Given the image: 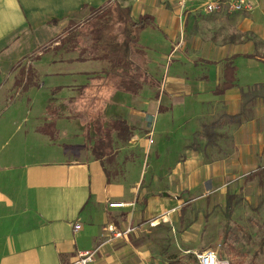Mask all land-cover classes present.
Segmentation results:
<instances>
[{
  "label": "crops",
  "instance_id": "crops-1",
  "mask_svg": "<svg viewBox=\"0 0 264 264\" xmlns=\"http://www.w3.org/2000/svg\"><path fill=\"white\" fill-rule=\"evenodd\" d=\"M108 1L0 0V264H71L99 244L90 264H147V244L160 240L171 255L209 249L223 229L213 207L235 195L228 186L259 167L264 178V94L241 116L243 92L264 85V0H250L251 11L214 14L199 3L117 0L134 20L153 19L139 41L142 75L151 81L142 78L137 93L100 74L106 62L66 50L67 31ZM56 49L51 66L43 59ZM156 53L162 63L171 59L167 84L148 66ZM230 61L236 85L217 94ZM45 70L61 97L13 116L10 91L39 87ZM145 88L153 95L128 96ZM109 224L123 236L103 238Z\"/></svg>",
  "mask_w": 264,
  "mask_h": 264
},
{
  "label": "rangeland",
  "instance_id": "rangeland-1",
  "mask_svg": "<svg viewBox=\"0 0 264 264\" xmlns=\"http://www.w3.org/2000/svg\"><path fill=\"white\" fill-rule=\"evenodd\" d=\"M86 29L87 27H85V25H81L77 32L81 33ZM156 34L159 35V33ZM49 48H52V46ZM57 51V49L55 51H48L43 60H49L51 66H53V64H58V62H52L53 60L60 58ZM156 55V63H148V66L150 65L154 78L161 81L165 78V84H167L166 82L169 83L170 77L173 76L172 74L167 73L169 69H171V59L165 60V62L162 63L159 54L156 53ZM133 56H136L138 59L142 57L139 53H135ZM176 56L177 55L174 57L175 60H177ZM157 61H159V63H157ZM35 63L36 59L34 58V64ZM167 68L168 71H165ZM37 74L42 86L40 85L37 88H32V86L29 85L27 88H24L19 92L16 88L10 91L9 95H12L15 99L13 104H16L10 111L13 116L21 117L24 116L25 113L29 114L30 112H33V114L39 113L42 109H44V107H46L45 103L47 98H51L52 100L53 97H61L62 89H54V77L52 76L51 72L45 70ZM44 81L47 82L46 85L44 84L45 86L43 85ZM52 86L53 88H51ZM163 94L164 93H161V96H163ZM150 95H153V90L145 88L140 93V95L130 94L128 96L137 102V100L144 97L148 98ZM119 96L122 95L120 94ZM165 97H167V94ZM29 98H34L33 105L30 103ZM161 98L158 97L157 100L161 101ZM88 105L89 104L85 106L86 110H91V106ZM162 105L165 106V108L169 107V104H167L165 100L163 101ZM129 106H131V104ZM132 106L138 107L136 103L132 104ZM118 107L119 105H115L113 108H111V110L115 111ZM121 111L124 113L126 109ZM65 127L67 131L72 132V130L75 128V124L68 122ZM167 128L171 129V123L167 126ZM228 188H230L232 192L235 193V198L232 200V218L226 225L227 219L224 218V215L229 204V198L227 197V200L223 202L218 201L219 203H216V205L213 207V213L219 216V219L221 220L220 223H222L220 226H222L223 229L219 232L220 239L214 244H211L209 248L217 250L221 260L228 261L229 264H264V249H260L258 245L259 240L264 236V178L263 176H257L256 178L245 177L244 182H235L234 184L232 183L228 186ZM220 223L217 222L210 228L215 230V228H217ZM159 243L160 244H147L148 250H150L151 253V260L147 264H199L196 257V252L208 249L207 247H204L203 244H200L202 246L197 244L199 249L196 252L190 251L189 253L184 254L177 252L174 255H171L169 253L167 254V248L169 244H164L162 240H160Z\"/></svg>",
  "mask_w": 264,
  "mask_h": 264
},
{
  "label": "trees",
  "instance_id": "trees-1",
  "mask_svg": "<svg viewBox=\"0 0 264 264\" xmlns=\"http://www.w3.org/2000/svg\"><path fill=\"white\" fill-rule=\"evenodd\" d=\"M153 23L151 16L144 15L134 20L131 15V8L122 6L117 0H109L100 8L94 10L93 14L81 25L87 29L84 32H77L81 25L70 29L65 38L66 50L79 52V59H92L106 62L107 68L103 73L105 76L116 78L119 87L131 93H137L142 78L143 81H151V77L145 72L142 75V63L133 55L140 50V34ZM75 33V34H74ZM249 56V55H247ZM137 58V59H136ZM237 67L230 61L225 65L224 80L220 82L215 92L223 94L227 89L236 85ZM99 74V75H100ZM140 76V77H139ZM139 77V79H138ZM264 94V85L261 88L249 89L243 92L244 109L241 116H244L247 103ZM115 122V126H116ZM263 170L248 173L246 178L262 176ZM229 204L226 210V217L230 220L233 213L232 200L235 195L228 193ZM260 249H264V236L259 240Z\"/></svg>",
  "mask_w": 264,
  "mask_h": 264
},
{
  "label": "built area",
  "instance_id": "built-area-1",
  "mask_svg": "<svg viewBox=\"0 0 264 264\" xmlns=\"http://www.w3.org/2000/svg\"><path fill=\"white\" fill-rule=\"evenodd\" d=\"M178 6L182 9H186L190 5L199 3V7L203 12L208 14L219 13L228 11L231 13L251 11L254 8V4L250 0H176ZM175 50H177L175 48ZM149 129V140L153 142L154 122L149 121L147 124ZM111 207H123L124 203H110ZM82 225L80 223L75 225V230H80ZM128 232L131 229L127 230ZM112 234V236H111ZM122 237L123 232L116 229L112 224L107 225L102 237L110 241L112 237ZM104 244H99L93 249L81 250L78 252L75 260L71 264H90L96 260L99 249ZM196 257L199 264H229L228 261L221 260L217 250L213 248L205 249L203 251L196 252Z\"/></svg>",
  "mask_w": 264,
  "mask_h": 264
}]
</instances>
